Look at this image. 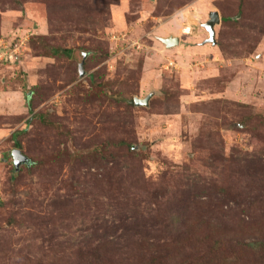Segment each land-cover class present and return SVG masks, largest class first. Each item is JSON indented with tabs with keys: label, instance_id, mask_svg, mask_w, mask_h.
I'll return each mask as SVG.
<instances>
[{
	"label": "rangeland",
	"instance_id": "rangeland-1",
	"mask_svg": "<svg viewBox=\"0 0 264 264\" xmlns=\"http://www.w3.org/2000/svg\"><path fill=\"white\" fill-rule=\"evenodd\" d=\"M240 2L175 10L158 0H0V50L20 53L0 64V95L18 92L0 100V264H58L125 224L154 232L197 213L224 225L264 218V0H249L242 31L221 23L217 45L202 44L217 4L232 17ZM171 34L181 44L166 49L158 38ZM39 38L72 56L42 53ZM152 92L148 107L129 105ZM113 140L142 162L108 196L95 176L128 171L71 156ZM17 148L36 165L16 172ZM126 196L135 224L118 222Z\"/></svg>",
	"mask_w": 264,
	"mask_h": 264
},
{
	"label": "trees",
	"instance_id": "trees-1",
	"mask_svg": "<svg viewBox=\"0 0 264 264\" xmlns=\"http://www.w3.org/2000/svg\"><path fill=\"white\" fill-rule=\"evenodd\" d=\"M193 1L158 0L162 5L175 10ZM240 1L238 11L232 17L227 16L222 4L218 3L217 5L222 10V14L220 13L221 23L242 31L247 24L246 20L251 19V15L247 11L249 0ZM238 15H241V19L235 21L233 18ZM39 42L40 45L37 49H41L42 53H47L51 57L72 56L71 49L51 46L45 41V38H39ZM31 95L28 94L29 100L32 99ZM129 105H134L133 99L130 100ZM28 108L30 112H33L30 104H28ZM259 118L264 120L263 115H260ZM18 135L19 132L13 133L11 138L15 141L18 139ZM15 146L21 148L19 142H15ZM131 147L132 144L125 140L104 141L102 144L94 146L87 154L82 155L83 153L79 151L76 156L73 154L71 158H75L76 162L88 159L96 166V161H101L105 163V166L99 164L98 167L104 168L105 171L109 169L110 164L114 166L112 169L120 166L125 168L128 171L126 175L116 177L114 173L110 175L104 172L100 178L95 176L101 183L102 189L107 188L108 196H112L123 190L124 178L129 179L133 169L138 170L135 163L142 162L139 155L132 152ZM18 148L17 150L23 153ZM23 155L29 159V162L20 168L24 166L28 169L36 165V162L29 156L25 153ZM121 169L115 170V172L119 173ZM80 184L89 185L88 182ZM262 184L264 185V181ZM147 191L145 190L144 193L146 194ZM124 199L125 201L116 202V205L119 204L122 210L118 222L135 224L138 222L137 218L128 219L125 215L127 200L130 198L126 196ZM248 217V220L245 217L239 218V220L238 217H234L230 219L229 225H224L219 223L216 218L205 219L202 213H197L190 214L188 217L181 216L178 221L168 218L167 222H163V224L178 225L176 231L157 229L151 232L152 230L147 228L135 230L130 229L132 227L127 228L125 224L119 229L105 230L97 244L86 242L84 247H78L73 253H69L68 257L65 255L58 264H264V218L254 221L255 218L250 215ZM36 219L38 220L37 216ZM166 233L176 234L174 240H167Z\"/></svg>",
	"mask_w": 264,
	"mask_h": 264
},
{
	"label": "water",
	"instance_id": "water-1",
	"mask_svg": "<svg viewBox=\"0 0 264 264\" xmlns=\"http://www.w3.org/2000/svg\"><path fill=\"white\" fill-rule=\"evenodd\" d=\"M240 16L236 17L238 19ZM221 25V15L218 10H212L209 13V20L202 24V27L208 33V38L202 43L203 45L211 44L213 46L217 45V30L216 28ZM158 40L165 46L166 49H174L180 46L181 38L180 36H176L171 34L166 37H159ZM88 53H84V58H87ZM79 72L81 76L85 75L84 71V61L79 64ZM155 93H150L146 98H134L135 106L138 107H148L150 104V100ZM31 95V93H29ZM13 165L15 166L16 170L18 171L21 165L27 164L29 159L23 155V153L19 150L14 151L13 153Z\"/></svg>",
	"mask_w": 264,
	"mask_h": 264
},
{
	"label": "built area",
	"instance_id": "built-area-1",
	"mask_svg": "<svg viewBox=\"0 0 264 264\" xmlns=\"http://www.w3.org/2000/svg\"><path fill=\"white\" fill-rule=\"evenodd\" d=\"M186 30L183 32L184 34H189L191 32V29H189L188 32ZM125 36L126 35H122V36L114 35L113 40H120V39L125 38ZM132 46L139 47V42H134ZM0 47H1V42H0ZM18 51H19L18 45H16L11 52L0 50V64H3V63L8 64V63L15 62V60L18 59L19 54H20V53H18ZM171 64H173V63H171Z\"/></svg>",
	"mask_w": 264,
	"mask_h": 264
},
{
	"label": "crops",
	"instance_id": "crops-1",
	"mask_svg": "<svg viewBox=\"0 0 264 264\" xmlns=\"http://www.w3.org/2000/svg\"><path fill=\"white\" fill-rule=\"evenodd\" d=\"M176 36H178V35H176ZM9 92H13V93L10 94ZM17 93H18V92H16V91H2V92H1L2 95H0V100L2 99V96H3V95H7V97H8L9 95H13V96H16V97H17V95H18ZM15 94H17V95H15Z\"/></svg>",
	"mask_w": 264,
	"mask_h": 264
},
{
	"label": "bare ground",
	"instance_id": "bare-ground-1",
	"mask_svg": "<svg viewBox=\"0 0 264 264\" xmlns=\"http://www.w3.org/2000/svg\"><path fill=\"white\" fill-rule=\"evenodd\" d=\"M187 32L189 31V29L188 30H186Z\"/></svg>",
	"mask_w": 264,
	"mask_h": 264
}]
</instances>
